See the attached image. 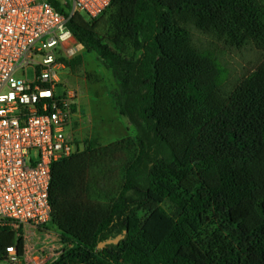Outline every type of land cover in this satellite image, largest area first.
Wrapping results in <instances>:
<instances>
[{"label":"trees","instance_id":"trees-1","mask_svg":"<svg viewBox=\"0 0 264 264\" xmlns=\"http://www.w3.org/2000/svg\"><path fill=\"white\" fill-rule=\"evenodd\" d=\"M68 28L135 134L51 165L48 264H264V0H109ZM193 31L261 58L230 82ZM15 237L0 225V264Z\"/></svg>","mask_w":264,"mask_h":264},{"label":"built area","instance_id":"built-area-1","mask_svg":"<svg viewBox=\"0 0 264 264\" xmlns=\"http://www.w3.org/2000/svg\"><path fill=\"white\" fill-rule=\"evenodd\" d=\"M61 4L66 13L48 0H0V225L16 235L3 264H48L61 252L47 258V244L27 246L23 232L46 230L61 246L48 227L49 185L51 165L76 149L69 131L77 94L61 80L80 48L68 21L75 13L99 16L109 0Z\"/></svg>","mask_w":264,"mask_h":264},{"label":"rangeland","instance_id":"rangeland-1","mask_svg":"<svg viewBox=\"0 0 264 264\" xmlns=\"http://www.w3.org/2000/svg\"><path fill=\"white\" fill-rule=\"evenodd\" d=\"M193 33L197 43L215 50L219 55L230 82H235L253 70L261 58L250 47L238 50L197 31ZM61 80L77 94L69 136L79 151L83 149L85 142L104 146L135 134V129L115 108L111 94L116 83L110 70L94 53H86L80 46L79 52L65 61ZM24 229L27 246L41 247L43 242L47 244L48 248L43 252L47 258L54 257L61 248L55 237L47 235L46 230L33 232L28 227Z\"/></svg>","mask_w":264,"mask_h":264},{"label":"water","instance_id":"water-1","mask_svg":"<svg viewBox=\"0 0 264 264\" xmlns=\"http://www.w3.org/2000/svg\"><path fill=\"white\" fill-rule=\"evenodd\" d=\"M103 246V243L99 244V247H102Z\"/></svg>","mask_w":264,"mask_h":264}]
</instances>
